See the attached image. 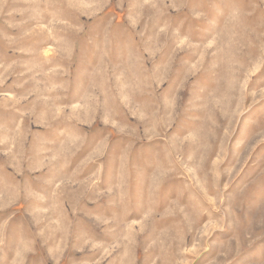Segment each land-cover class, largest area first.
<instances>
[{
	"label": "rangeland",
	"instance_id": "374dc122",
	"mask_svg": "<svg viewBox=\"0 0 264 264\" xmlns=\"http://www.w3.org/2000/svg\"><path fill=\"white\" fill-rule=\"evenodd\" d=\"M0 264H264V0H0Z\"/></svg>",
	"mask_w": 264,
	"mask_h": 264
}]
</instances>
